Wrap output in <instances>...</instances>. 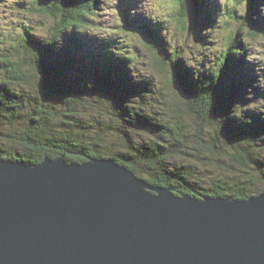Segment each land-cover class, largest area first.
<instances>
[{
  "label": "trees",
  "instance_id": "1",
  "mask_svg": "<svg viewBox=\"0 0 264 264\" xmlns=\"http://www.w3.org/2000/svg\"><path fill=\"white\" fill-rule=\"evenodd\" d=\"M173 1L165 18L136 22L132 30L126 21L121 30L130 40L141 32L154 59L156 69L140 78L134 56L119 49L126 41L119 45L113 32L94 30L106 0L11 3L12 14L0 18L9 25L0 32L1 158L26 164L61 155L69 163L110 158L178 195L264 193V72H256L263 64L250 62L247 44L264 36V0H195L192 27L227 18L222 46L210 47L197 33L208 49L198 65L166 43L171 26L176 34L187 30L188 0ZM25 14L41 18L45 33L20 19ZM108 101L110 116L123 119L116 129L107 113L81 111Z\"/></svg>",
  "mask_w": 264,
  "mask_h": 264
},
{
  "label": "water",
  "instance_id": "2",
  "mask_svg": "<svg viewBox=\"0 0 264 264\" xmlns=\"http://www.w3.org/2000/svg\"><path fill=\"white\" fill-rule=\"evenodd\" d=\"M175 190L110 158L0 156V264H264V193Z\"/></svg>",
  "mask_w": 264,
  "mask_h": 264
},
{
  "label": "rangeland",
  "instance_id": "3",
  "mask_svg": "<svg viewBox=\"0 0 264 264\" xmlns=\"http://www.w3.org/2000/svg\"><path fill=\"white\" fill-rule=\"evenodd\" d=\"M16 0H0V16L3 17L8 14V8L6 4H10L11 2H15ZM19 1V0H18ZM130 2L132 4L133 9V17L131 19H139L140 24L144 22L145 18L153 19L154 17H163L165 18V14L163 13L167 9H169L171 6L174 7V1L173 0H111V2L106 3V7L104 11H101L103 14V18L99 19L97 26H101L104 24V28H109V31L113 32V29L115 30V34L118 36L116 38L119 45L123 43V40H125V45H123V48H118L124 52V53H130L135 58V64L134 67L136 69L137 77H144L145 75L151 73L156 69V66L154 64V59L151 57V55L148 53L146 46L142 43L141 38H138V36L142 35L141 32H132L134 33L132 36V39L130 40L129 36L125 34L126 32H122V28L125 26V19L127 18L128 21H130V17H127L128 9L126 8L125 3ZM225 0H219L220 4H223ZM164 3H166V6L164 7ZM225 16V15H224ZM194 15H188L186 18L187 20V30L181 31L178 34H176V28L171 26L169 33L165 32V39L166 43L172 45V47H181L188 55L186 57H189L192 62L195 64H201L202 59H205L207 48H205L201 41L197 37L198 34H204L207 38L208 44L210 47H218L219 44L222 46L223 43V35L225 32L223 30H220L222 27V24L225 20H227L226 17L220 18L219 16L216 17L215 27H211L208 24H206V21L202 19V21H198L197 24L192 27L189 23L193 20L192 18ZM20 19L27 20V21H34L36 27L38 28L36 31H38L39 34H44L45 30L42 26L38 27V23L42 22L41 18L40 20H37L38 18H35V20L29 15L25 14L20 17ZM6 21L1 22L0 24V32L8 31L9 25ZM189 22V23H188ZM238 23H233V27L236 25V28L238 27ZM264 24V23H263ZM235 28V29H236ZM97 32L104 31L96 29ZM12 31V30H10ZM130 32V31H129ZM172 32V33H171ZM107 34H109L106 31ZM42 36V35H41ZM67 36V35H66ZM245 39H246V35ZM247 44L249 45V60L250 62L253 60L257 64H263V66H258L256 69V72L262 73L264 72V36L255 38V39H249L247 41ZM208 46V45H205ZM117 49V48H116ZM211 52L208 51V55H210ZM194 64V65H195ZM159 73V72H158ZM160 81L162 86L165 87V77L164 79L160 76ZM168 89V88H167ZM171 90V88H170ZM169 97H171L170 92L168 93ZM173 99V98H170ZM110 103L112 101L108 102H99L98 105L96 103L90 104L88 103V106L84 107V110L81 108V111L88 112V113H95L94 115H98V112H105L107 113L108 122L110 125H112L113 129H116L119 124H121V121L123 120L119 116H110ZM264 104V103H263ZM160 105V104H158ZM109 113V114H108ZM112 129V130H113ZM110 131V129H107ZM81 156H84L82 153H80ZM64 156V155H63ZM89 157V156H86ZM66 158V157H65ZM97 158V157H96ZM174 160L180 161V156L173 157ZM169 165H172V167H175L176 165L173 164V162L169 163Z\"/></svg>",
  "mask_w": 264,
  "mask_h": 264
}]
</instances>
